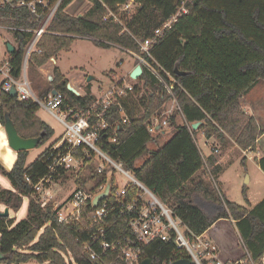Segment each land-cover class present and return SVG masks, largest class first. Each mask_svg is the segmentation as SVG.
Segmentation results:
<instances>
[{"label":"trees","instance_id":"16d2710c","mask_svg":"<svg viewBox=\"0 0 264 264\" xmlns=\"http://www.w3.org/2000/svg\"><path fill=\"white\" fill-rule=\"evenodd\" d=\"M71 1L66 0L50 24L48 30L54 35H44L39 40V52L30 55L27 72L30 67L38 72L50 59L67 51L74 38L90 39L103 49L116 46L139 53L136 41L150 38L175 13L179 3V0H134L138 7L125 20V31L119 24L103 21L105 10L96 0H88L91 5L80 17L64 13ZM103 1L114 6L130 0ZM25 45L18 41L17 50L10 56L14 77L20 75ZM151 55L163 72L174 78L172 94L185 124H176L178 112L175 111L171 123L173 137L149 154L147 145L155 139L148 133L147 123L154 113L166 109L171 97L142 67L132 93L120 102L127 122L123 123L115 106L106 117L110 124L117 125V136L114 143L104 142V151L130 170L193 234L205 233L220 220H233L240 226L245 249L254 261H260L264 257V199L248 211L228 201L211 183L192 179L204 161L193 138L197 131H190L188 125L203 122L198 131L205 138L220 140L227 135L242 150L255 149L260 134L258 125L242 110L240 100L256 83H264V0H193L188 5V14L152 46ZM67 84L68 80L55 66L52 80L39 96L56 91L64 98L63 106L78 111L88 109L95 97L90 92L77 97L67 90ZM38 108L33 102H20L0 92V124L3 126L7 116L20 137L42 136L37 147L53 135L51 127L36 116ZM59 138L30 164L26 163L29 152L23 151L16 153L9 172L0 165V175L12 186V190L0 187V203L18 212L23 197L29 198L24 219L14 224L9 216L0 217V253L5 257L0 264L30 261L67 264L68 254L76 264H97L89 260L84 250L96 229L95 225L91 226L89 208L78 223L64 225L56 221L49 207L41 209L33 197V184L47 173L45 156ZM147 154L149 158L137 166L136 161ZM74 156L82 155L76 151ZM259 164L264 171V154ZM87 166L86 177L60 171L56 180L64 183L73 178L78 187L84 186L88 179H94L92 168ZM26 178L30 179L29 183ZM245 189L246 186L242 188L244 195ZM120 230L126 231L124 222L123 226L114 225L111 235L116 236ZM187 258L175 250L173 243L163 242L152 244L144 256L152 264Z\"/></svg>","mask_w":264,"mask_h":264},{"label":"built area","instance_id":"2783aa9c","mask_svg":"<svg viewBox=\"0 0 264 264\" xmlns=\"http://www.w3.org/2000/svg\"><path fill=\"white\" fill-rule=\"evenodd\" d=\"M73 1L64 8V13ZM96 1L105 10L103 21L119 24L126 31L124 22L136 11L138 4L130 0L125 4L110 6L103 0ZM192 1L179 0L175 13L155 29L150 38L136 41L139 53L129 52L134 58L135 66L145 68L171 97L170 105L163 111L154 113L148 121L147 130L150 135L160 133L156 127H160V130L170 128L175 111L178 114L180 112L172 94L174 78L163 72L154 61L151 48L165 31L188 14V5ZM65 2L66 0H0V55L5 56L0 58V92L8 94L13 88L18 101L35 103L63 128L59 140L45 156L46 175L33 184V197L39 207H49L56 221L64 225L78 223L82 213L89 208L91 226L95 225L96 229L90 235V242L85 244L84 250L89 260L97 264H141L147 249L156 242L173 243L175 250L184 253L193 264H264V257L258 262L254 261L244 245L241 256L234 259L221 258L217 246L206 236V232L201 235L193 234L130 170L104 151V142L114 143L117 136V125L110 124L106 117L115 106L123 123L127 122L120 102L127 100L133 91V84H125L123 79L112 83L105 93L95 97L94 102L83 111L63 106L64 98L59 93L49 92L41 98L32 89L26 71L30 55L39 52L37 44L41 37L54 35L48 29ZM18 41H23L26 45L20 75L14 77L10 63L12 53L7 51V45L10 44L15 51ZM188 129L192 131L189 125ZM76 151L82 156H74ZM87 165L92 168L94 179H88L84 186L74 184L75 187L65 200L52 207L48 206L47 198H52L49 192L51 185L60 183L56 180V175L60 171H71L86 177L89 172ZM117 174L128 182L120 186L115 180ZM25 180L30 182L29 178ZM108 184L107 195L93 206V200L105 191ZM123 222L126 231L120 230L116 236H112L114 225L123 226ZM68 256L72 259L70 254ZM175 261L177 260H170L167 264Z\"/></svg>","mask_w":264,"mask_h":264},{"label":"rangeland","instance_id":"374dc122","mask_svg":"<svg viewBox=\"0 0 264 264\" xmlns=\"http://www.w3.org/2000/svg\"><path fill=\"white\" fill-rule=\"evenodd\" d=\"M89 6L90 3L86 0H74L67 7L66 13L73 16H80ZM0 58L3 59L5 56L0 55ZM54 61L56 67L65 79L70 78L71 75L76 78L80 77L83 80L80 84L81 88L87 89L90 87V91L92 90L91 93H93L95 97L101 96L112 83L120 79H123L125 84L133 85L138 81H133L129 78V74L135 66L134 58L129 52L121 50L116 46L109 49L99 48L87 38H74L70 48L56 55ZM52 65L53 63L49 60L44 66L37 70L38 72L31 67L29 68L27 72L28 79L34 91L38 93L41 92L49 82L48 76L52 79V71L49 72L46 70ZM88 77L94 79L87 82L86 80ZM260 83L264 84L263 82ZM246 115L252 116L249 114ZM36 116L51 127L53 135L45 144L29 151L26 160L27 164L32 163L51 142L56 140L63 133V128L60 123L41 107L38 108ZM175 122L179 125L185 124L179 114L175 116ZM260 128L264 129V123L261 121ZM166 130H168L167 134L162 135L161 133L155 132L151 135L154 137L155 141L147 145L149 154L158 150L173 137L174 131L171 128H166ZM194 138L200 153L203 155L204 161L202 169L194 176V180L211 183L228 201L245 208L254 206L261 200L264 196V174L260 171L254 160H247L244 156L243 152L248 150H242L236 144L235 140L227 135H223L222 139H220L217 144H212L211 138H205L202 131H197ZM205 141L208 143L204 146L203 144ZM4 142L6 146H8L3 126L0 124V160L1 154L6 150ZM9 150L12 160L16 153L12 152L10 148ZM255 150L256 149L251 152H255ZM209 153H211L212 162L214 163H211L207 159V154ZM149 154L137 160L135 164L137 166L141 165L149 158ZM242 160L247 161L243 163ZM73 180V178H69L64 183L51 185L49 192L52 198H47L48 206L52 207V205L61 203L66 199L68 194L75 187ZM115 180L120 186L128 182L119 174L115 175ZM244 186H246L245 195L242 193V188ZM0 187L1 189L12 190L11 184L2 175H0ZM28 203L29 198L23 197L18 212L8 210L9 220L16 224L24 219L27 215ZM5 209L4 205L0 203V212H3ZM229 221L230 220H220L216 222L206 234V236L215 239L213 241L216 242L215 244L219 250V255L223 259L237 258L241 256L244 251L240 239V226L236 225V223H230ZM66 261L67 264H76L69 256H67ZM26 264L39 263L30 261Z\"/></svg>","mask_w":264,"mask_h":264},{"label":"crops","instance_id":"0c3cea01","mask_svg":"<svg viewBox=\"0 0 264 264\" xmlns=\"http://www.w3.org/2000/svg\"><path fill=\"white\" fill-rule=\"evenodd\" d=\"M55 66H56V64H55V61H54L53 65L51 67H48L46 70H48L49 72L50 71L53 72V68ZM134 68H135V66H134ZM51 80L52 79L48 76V81H51ZM66 80H68L69 84L79 93V97H83L87 92L91 93V91H92V90L90 91V87L87 88V89L81 88L80 84H81V82H83V80L80 77L76 78L75 76L71 75V77L66 79ZM91 84H92V82H91ZM91 94L93 95V93H91ZM93 96L95 97V95H93ZM240 104H241V106H242V108H243V110H244V112L246 114L252 115L255 118L256 123L258 125L259 132H260V134L257 136V139L255 141V144H256L255 145L256 146L255 147V149H256L255 152H251V151L248 150V151L243 152V154L247 158V160H254L255 163L257 164L258 168L260 169V171L264 174V171L261 169L260 164H259L260 160L262 159L263 154H264V129L260 128V121L264 123V84H261L260 82H258L252 88H250L242 96V98L240 100ZM208 141H210V140H208ZM211 142H212V144H217L219 142V138L212 137L211 138ZM206 143H208V142L205 141L203 145L205 146ZM15 159H16V154H15V157L9 163L6 160V158L4 157V154H1L0 165L4 168L5 171L9 172L10 169L12 168L14 162H15ZM207 159L211 163H214V162H212L211 153L207 154ZM246 161H244L243 163H245ZM263 199H264V196L254 206H250L249 208H246V209L248 211H250L257 204H259ZM229 222L235 224V222L233 220H231V219H230ZM207 233H208V231H206V234ZM209 238L212 241L215 240L212 237H209ZM213 243H216V242L213 241ZM231 259H234V258H231Z\"/></svg>","mask_w":264,"mask_h":264},{"label":"water","instance_id":"95a60500","mask_svg":"<svg viewBox=\"0 0 264 264\" xmlns=\"http://www.w3.org/2000/svg\"><path fill=\"white\" fill-rule=\"evenodd\" d=\"M19 40H22L21 38H19ZM7 51L11 54L13 53V47L8 44L7 45ZM50 62L54 63V59H50ZM174 73L176 75H180L177 70L174 71ZM142 74V68L140 65H136L135 68L131 71L129 77L131 80L133 81H137L139 79V77ZM93 78L92 77H88L87 78V82L92 81ZM67 90L69 92H71L72 94H74L75 96L79 97V93L68 83L66 86ZM53 94H56V91H52ZM8 95L12 98L16 97V92L15 90L12 88ZM203 124V122H196L190 125V128L192 131L196 132L198 131V129L200 128V126ZM172 130H174L172 127H170ZM3 130H4V134L6 136V142L8 147L11 149L12 152L14 153H18V152H23V151H31L37 148L38 144L40 143V139L42 136L37 137V138H22L19 136L15 126L13 125L12 121L10 120L9 117L5 116L4 118V124H3ZM156 130L160 131V133L162 135L167 134L168 130L164 129V130H160V127H156ZM108 187L109 184L107 185L105 191L100 194L99 196H97L94 200H93V206H96L98 201L100 199H103L108 192ZM0 217H8V209L6 208L3 212H0ZM5 257L0 253V261L4 260ZM141 264H152L151 261L149 259H144ZM171 264H193L191 261L187 260V259H182V260H177Z\"/></svg>","mask_w":264,"mask_h":264},{"label":"bare ground","instance_id":"6f19581e","mask_svg":"<svg viewBox=\"0 0 264 264\" xmlns=\"http://www.w3.org/2000/svg\"><path fill=\"white\" fill-rule=\"evenodd\" d=\"M4 145L6 146L5 142H4ZM3 154H4V157L6 158V160L8 162H10L11 161V154H10V150H9L8 146H6V150H5V152Z\"/></svg>","mask_w":264,"mask_h":264}]
</instances>
